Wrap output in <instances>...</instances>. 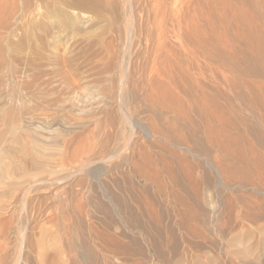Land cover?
<instances>
[{
    "label": "rangeland",
    "instance_id": "obj_1",
    "mask_svg": "<svg viewBox=\"0 0 264 264\" xmlns=\"http://www.w3.org/2000/svg\"><path fill=\"white\" fill-rule=\"evenodd\" d=\"M187 1L0 0V24L5 23L0 26V82H5L0 109L6 106L0 111V264H40L41 259V264H264V59L257 72L223 59L224 54L253 59L257 49L264 51V3L191 0V77L184 75L180 49L156 78L154 52L162 42L157 28L165 26L166 17L182 15ZM156 20L164 24L157 26ZM60 68L72 88L62 84ZM10 116L16 118L14 126L8 124ZM217 116L220 122L214 123ZM143 130L159 137L146 138ZM9 150L29 155L23 161L27 170L35 156L54 173L35 177L31 183L38 182L25 193V184L13 188L16 166ZM20 153L14 160L22 159ZM106 197L120 206L127 228ZM37 254L44 257L37 260Z\"/></svg>",
    "mask_w": 264,
    "mask_h": 264
},
{
    "label": "bare ground",
    "instance_id": "obj_2",
    "mask_svg": "<svg viewBox=\"0 0 264 264\" xmlns=\"http://www.w3.org/2000/svg\"><path fill=\"white\" fill-rule=\"evenodd\" d=\"M186 2V1H185ZM262 2L264 3V0H262ZM261 2V3H262ZM260 3V4H261ZM178 4V3H177ZM182 5V4H181ZM244 5V4H243ZM264 4H262V6H263ZM185 6V7H184ZM247 6V5H246ZM249 6V5H248ZM158 7V6H157ZM156 7V8H157ZM155 8V9H156ZM177 8H178V6H177ZM180 8H181V6H180ZM183 12L181 13L180 12V14H182V15H180V16H177V17H173L172 16V18H170V19H168V21L166 20L167 19V17H166V19H165V21L167 22H165L166 24H164V21H163V23L162 24H164L165 26L164 27H161L162 29L159 31L158 30V28H160V27H158L157 28V32H159L160 34H158V38L159 39H161L162 40V42L160 43L159 41L160 40H157L159 43H158V47H159V51H157L156 49V51L157 52H159V53H157L156 51L154 52V53H156L158 56H156L155 58L157 59V60H154L155 62H154V71H153V75L156 77V78H158L160 75H161V73H164V71H165V67L168 65L167 63H168V60H171V58L173 59V57H174V59L176 58V57H178L179 56V52H180V49H182L183 51V58H184V65H185V74L184 75H186V77L188 78V79H190V70H191V67L193 66V64H194V58H193V48H194V37H193V27H194V25H193V17H192V9H193V3H192V1L191 0H188L187 1V3H186V5L184 4L183 5ZM181 8V9H182ZM264 9V8H263ZM169 10V9H168ZM180 10V9H179ZM171 11V10H170ZM170 11H169V13H170ZM181 11V10H180ZM158 12H159V10H158ZM157 12V13H158ZM162 12V11H161ZM160 12V13H161ZM174 13H175V11H173ZM253 12V11H252ZM167 13H168V11H167ZM171 13H172V11H171ZM163 14H164V10H163ZM158 15V14H157ZM159 15H162V13L161 14H159ZM167 15V14H166ZM241 15V14H240ZM239 15V16H240ZM169 16V15H168ZM256 16V15H255ZM159 17V16H158ZM162 17V16H161ZM161 17H159V18H161ZM164 17V16H163ZM162 17V18H163ZM244 17V16H243ZM241 18H242V16H241ZM156 19H157V17H156ZM164 19V18H163ZM15 20V19H14ZM240 19H238V21H239ZM82 21V20H81ZM220 21V20H219ZM156 22H157V20H156ZM160 22H157V26H160V24L158 25V23H160ZM4 25H5V23H3ZM3 24H0V26L2 27L3 26ZM156 24V23H155ZM221 25V24H220ZM156 26V27H157ZM163 26V25H162ZM224 26V25H223ZM264 26V25H263ZM5 27V26H4ZM227 27V26H226ZM3 28V27H2ZM5 28H8V27H5ZM12 28V27H11ZM225 28V27H224ZM156 29V28H155ZM6 30V29H5ZM256 30H257V28H256ZM213 32V31H212ZM9 33V32H8ZM202 33V32H201ZM249 33V32H248ZM256 33V32H255ZM157 34V33H156ZM213 34H214V32H213ZM238 34H240L241 35V33H238L237 32V34L236 35H238ZM253 35H254V33H252ZM4 35H5V33H4ZM9 35V34H8ZM7 35V36H8ZM11 35V34H10ZM205 35H206V33H205ZM205 35H202L203 37L205 36ZM207 35H209V32L207 33ZM235 35V36H236ZM6 36V37H7ZM55 36H56V34H55ZM210 36V35H209ZM247 36V35H246ZM258 36V35H257ZM5 37V38H6ZM211 37V36H210ZM214 37V36H213ZM237 38H238V36H236ZM10 38V37H9ZM57 38V37H56ZM212 38V37H211ZM248 38H251V40H252V38L253 37H248ZM7 39V38H6ZM5 39V40H6ZM195 39H197V38H195ZM204 39V38H203ZM206 40L208 39V36L205 38ZM205 39L203 40V43L205 42L206 43V41H205ZM213 39V38H212ZM212 39L210 40V41H212ZM247 39V38H246ZM199 40L200 39H198V42H199ZM209 40V39H208ZM214 40V39H213ZM238 40H240L239 38H238ZM254 40H255V38H254ZM8 41V40H7ZM7 41H6V43H7ZM70 41V40H69ZM197 41V40H196ZM201 41V40H200ZM248 41V40H247ZM247 41H246V43H247ZM51 42V41H50ZM197 42V43H198ZM213 42H215V40L213 41ZM224 42V41H223ZM235 42H236V40H235ZM239 41H237V43H238ZM243 42V41H242ZM245 42V41H244ZM5 43V44H6ZM8 43H9V41H8ZM179 44V47H176V44ZM209 43V42H208ZM224 43H226V42H224ZM239 43H241V41L239 42ZM252 43V42H251ZM256 43V42H255ZM200 44V43H199ZM245 44V43H244ZM8 45V44H7ZM10 45V44H9ZM206 45H212V43L210 44H206ZM224 45V44H223ZM223 45H222V47H223ZM253 45H255L254 43H253ZM259 45V44H258ZM1 46V45H0ZM53 46V45H52ZM196 46V45H195ZM225 46H229V45H225ZM249 46V45H248ZM5 46H3V48H4ZM204 47V46H203ZM202 46H201V48H203ZM213 47H214V44H213ZM221 47V48H222ZM242 47L244 48V46L242 45ZM252 47V46H251ZM9 48H10V46H9ZM156 48H157V44H156ZM196 48V47H195ZM199 48V47H198ZM223 48H225V47H223ZM230 48H232V46H230ZM246 48V47H245ZM5 49V48H4ZM51 49V48H50ZM158 49V48H157ZM197 49V48H196ZM205 49V48H204ZM210 49V48H209ZM216 49H217V46H216ZM215 49V50H216ZM226 49H228V48H226ZM233 49V48H232ZM253 49V48H252ZM9 50V49H8ZM200 50V49H199ZM202 50V49H201ZM219 50V49H218ZM224 50V49H223ZM248 50H250V49H248ZM51 51V50H50ZM66 51V50H65ZM212 51V50H211ZM224 51H226V50H224ZM228 51H229V49H228ZM231 51V50H230ZM233 51H234V49H233ZM233 51H231V52H233ZM245 51V50H244ZM253 51V50H252ZM251 51V52H252ZM254 51H255V49H254ZM4 52V51H3ZM203 52V51H202ZM201 52V53H202ZM206 52H208V51H206ZM213 52V51H212ZM227 53V52H226ZM247 53V52H246ZM2 54V53H1ZM199 54V53H198ZM223 54V53H222ZM230 54V53H229ZM247 54H249V53H247ZM246 54V55H247ZM253 54H255V56L253 55V59H250V57H248V55H247V57L249 58V59H246V60H244V58L242 59V58H240V57H234V56H232L231 54L230 55H223V59L226 61V62H235V65L237 64L238 66L239 65H246V69H249V70H251L252 72H257V71H259V69H260V64L262 63V60L264 59V51H262V49H257ZM212 56H213V54H211ZM219 55V54H218ZM221 55V54H220ZM234 55V54H233ZM236 55H238V53L236 54ZM244 55H245V53H244ZM243 55V56H244ZM250 55V54H249ZM55 56H57V55H55ZM59 56V55H58ZM63 56V55H62ZM252 56V55H251ZM55 58V57H54ZM57 58H59V57H57ZM61 58V57H60ZM221 58V57H220ZM3 59H4V57H3ZM178 60V61H177ZM177 60H175V61H177V62H179V58H177ZM264 61V60H263ZM174 62V61H173ZM62 63V62H61ZM60 63V64H61ZM63 64V63H62ZM167 64V65H166ZM175 64V63H174ZM166 65V66H165ZM180 65V64H179ZM200 65V64H199ZM203 66H204V64H202ZM201 65V66H202ZM228 65V64H227ZM178 66V65H177ZM202 66V67H203ZM245 67V66H244ZM1 68V67H0ZM179 68V67H178ZM229 68V67H228ZM196 69H198V68H196ZM195 69V70H196ZM207 69V68H206ZM1 70V69H0ZM153 70V69H152ZM174 70V69H173ZM202 70V69H201ZM203 70L204 71H207V70H205L204 68H203ZM232 70V69H231ZM237 70V69H236ZM180 71H182V70H180ZM184 71V70H183ZM204 71H202V72H204ZM233 71V70H232ZM238 71H239V69H238ZM244 71H246V70H244ZM172 72V71H171ZM178 72V71H177ZM196 72H198V71H196ZM205 73V72H204ZM178 74V73H177ZM206 74L207 73H205V76H206ZM255 74V73H254ZM253 74V75H254ZM1 75V74H0ZM2 75H3V73H2ZM235 75H237V74H235ZM238 75H240V74H238ZM242 75V74H241ZM58 76L62 79V84L64 85V86H66V87H68V88H72L71 87V85L68 83L69 82V80H67L66 79V75H64L63 73H62V70H61V68H60V70H59V72H58ZM153 76V78H155ZM164 76V75H163ZM175 76V75H174ZM179 76V75H178ZM202 76V75H201ZM4 77V76H3ZM172 78H173V76H172ZM204 78V77H203ZM219 78H220V76H219ZM165 79V78H164ZM163 79V80H164ZM179 79V78H178ZM181 79V78H180ZM179 79V80H180ZM205 79V78H204ZM222 79V78H221ZM225 79V78H224ZM157 80V79H156ZM159 80V79H158ZM174 80V79H173ZM177 80V79H176ZM120 81V80H119ZM151 81H153V80H151ZM151 81H149V84H150V82ZM2 82V81H1ZM0 82V83H1ZM59 82H61V81H59ZM175 82V81H174ZM3 84L5 83V82H2ZM153 83V82H152ZM160 83V82H159ZM176 83V82H175ZM190 83V82H189ZM199 83H201V82H198V85H200V87H201V84H199ZM7 84V83H6ZM45 84H47V83H45ZM154 84H156V81H155V83ZM165 84H167V83H165ZM179 84H180V82H179ZM12 85V84H11ZM14 85V84H13ZM12 85V86H13ZM58 85H59V83H58ZM151 85V84H150ZM168 85V84H167ZM167 85H166V88H167ZM176 86L178 85V84H175ZM203 85V84H202ZM224 85V84H223ZM0 86H1V84H0ZM8 86H9V84H8ZM44 86V85H43ZM45 86H47V85H45ZM151 86H154V88L156 89V87H158V86H156L155 87V85H151ZM179 86V85H178ZM177 86V88L179 89V87ZM181 86V85H180ZM207 86V85H206ZM3 87V86H2ZM203 87V86H202ZM205 87V86H204ZM211 87V86H210ZM231 87V86H230ZM229 87V88H230ZM119 88V87H118ZM227 88H228V86H227ZM2 89V88H1ZM19 88H17V90H18ZM161 89V88H160ZM169 89V88H168ZM182 89V88H181ZM195 89H196V87H195ZM213 89V88H212ZM7 90V89H6ZM43 89H41V91H42ZM91 90V89H90ZM157 90V89H156ZM163 89H161V91H162ZM219 91L221 90V89H218ZM217 90V91H218ZM1 91V90H0ZM46 91V90H45ZM154 91V90H153ZM152 91V92H153ZM160 91V90H159ZM160 91V92H161ZM164 91V90H163ZM168 91V90H167ZM196 91V90H195ZM222 91V90H221ZM15 92H16V90H15ZM44 92V91H43ZM87 92H89V91H87ZM87 92H86V94H87ZM156 93H157V91H155ZM166 92V91H165ZM171 92H173V90H171ZM240 92V91H239ZM12 93H14V92H10L9 93V95L10 96H12L11 94ZM18 92H16L14 95H19V94H17ZM73 93V92H72ZM71 93V94H72ZM101 93V92H100ZM163 93V92H162ZM169 93V92H168ZM180 93V92H179ZM186 93V92H185ZM195 93V92H194ZM200 93V92H199ZM215 93H216V91H215ZM222 93V92H221ZM220 93V94H221ZM241 93V92H240ZM0 94H4V93H0ZM21 94H23V93H21ZM36 94H39V93H36ZM35 94V95H36ZM42 94V93H41ZM78 94H80V93H78ZM82 94H83V92H82ZM102 94V93H101ZM170 94V93H169ZM187 94H188V92H187ZM218 94V93H217ZM9 95H8V97H9ZM35 95H33V97L35 96ZM40 95V94H39ZM43 95H44V93H43ZM48 95V94H47ZM88 95V94H87ZM99 95V94H98ZM160 93L158 94V96L160 97ZM163 95H165V93L163 94ZM162 95V96H163ZM170 95H172V94H170ZM221 95H223V94H221ZM91 96H93V95H90L89 97L91 98ZM97 96V95H96ZM157 96V97H158ZM168 96V95H167ZM173 96H174V94H173ZM188 96V95H187ZM202 96V95H201ZM213 96H215V94L213 95ZM218 95H216V97H217ZM254 96V95H253ZM253 96L251 95V97L253 98ZM0 97H1V95H0ZM7 97V98H8ZM22 97V96H21ZM41 97H43V96H41ZM73 97V96H72ZM87 97V96H86ZM99 96H97V98H98ZM148 97V96H147ZM170 97H172V96H170ZM186 97V96H185ZM194 97H196V96H194ZM17 98V97H16ZM34 98H36V97H34ZM38 98H40V96L38 97ZM44 98H48V97H46V94H45V96H44ZM79 98H80V96H79ZM78 98V99H79ZM85 98V97H84ZM88 98V97H87ZM89 98V99H90ZM149 98V97H148ZM151 98V97H150ZM163 98V97H162ZM203 98V97H202ZM215 98V97H214ZM220 98V97H219ZM228 98V97H227ZM22 99V98H21ZM24 99V98H23ZM22 99V100H23ZM41 99H43V98H41ZM167 99H168V97H167ZM170 99H172V98H170ZM189 99V98H188ZM196 99H198V98H196ZM217 99V98H216ZM7 100V99H6ZM21 100V101H22ZM77 101V99H74V101ZM86 99H84V101H85ZM147 100H149L150 101V99H147ZM151 100H152V98H151ZM164 100H165V98H164ZM185 100V99H184ZM205 100V99H204ZM219 100H221V99H219ZM252 100H254V99H252ZM261 99H259V101H260ZM0 101H1V99H0ZM8 101V100H7ZM14 101H15V98H14ZM17 101V100H16ZM18 101H20V100H18ZM20 101V102H21ZM71 101V100H70ZM96 102L98 101V99L97 100H95ZM102 100H100V102H101ZM160 101V100H159ZM173 101V100H172ZM177 101V100H176ZM197 101V100H196ZM203 101V100H202ZM257 101V100H256ZM11 102V101H10ZM19 102V103H20ZM22 102H24V101H22ZM69 102V101H68ZM89 102V101H88ZM100 102H97V103H100ZM154 102V101H153ZM162 102V101H161ZM165 102H167V101H165ZM169 102V101H168ZM167 102V103H168ZM248 102H249V100H248ZM9 103V102H8ZM12 103V102H11ZM70 103V102H69ZM68 103V104H69ZM86 103V102H85ZM97 103H95V105L97 104ZM151 104H152V101L150 102ZM154 103H156V102H154ZM260 103H263V102H260ZM73 104H75L74 102H73ZM72 104V105H73ZM82 104V103H81ZM160 105V103H157V105L155 104V106L157 107V106H159ZM164 104V103H163ZM169 104V103H168ZM174 104V103H173ZM180 104H181V102H180ZM196 104V103H195ZM197 104H199V103H197ZM224 104V103H223ZM257 104H258V102H257ZM264 104V103H263ZM20 105V104H19ZM71 105V106H72ZM83 105V104H82ZM86 105V104H85ZM176 105V104H175ZM175 105H173V106H175ZM178 105V104H177ZM176 105V106H177ZM214 105H215V103H214ZM225 105V104H224ZM258 105H260V104H258ZM4 105H2V107H3ZM74 106H76V105H74ZM78 106V105H77ZM89 106V105H88ZM161 106V105H160ZM171 106V105H170ZM180 105H178V107H179ZM189 106V105H188ZM200 106V105H199ZM218 106V105H217ZM223 106V105H222ZM227 106V105H226ZM261 106H263V105H261ZM2 107H1V109H2ZM6 106H4V108H5ZM185 107V106H184ZM215 107V106H214ZM258 107V106H257ZM83 108H87V107H82V109ZM158 108V107H157ZM160 108H163V107H160ZM160 108H159V110H160ZM176 109H177V107H175ZM230 108V107H229ZM1 109H0V111H1ZM26 109V108H25ZM77 109H79V108H77ZM170 109V108H169ZM171 109H173V108H171ZM179 109V108H178ZM177 109V110H178ZM186 109V108H185ZM188 109V108H187ZM225 109V108H224ZM227 109V108H226ZM32 110V109H31ZM35 110V109H34ZM81 110V109H80ZM87 110H88V108H87ZM123 110V109H122ZM161 110H163V109H161ZM176 110V111H177ZM180 110V109H179ZM184 110V109H183ZM189 110V109H188ZM222 110V109H221ZM229 110V109H228ZM76 111V110H75ZM91 111V110H90ZM174 111V110H173ZM184 111H186V110H184ZM218 111V110H217ZM231 111V110H230ZM33 112V111H32ZM69 112V111H68ZM77 112L79 113L80 111H78L77 110ZM88 112V111H87ZM170 112H172V110L170 111ZM193 112V111H192ZM219 112V111H218ZM77 113V114H78ZM86 113V112H85ZM89 113V112H88ZM88 113H87V116H88ZM177 113H178V111H177ZM189 113V112H188ZM235 113V112H234ZM71 114V113H70ZM77 114L75 115V116H77ZM86 115V114H84L83 112L82 113H80L79 115ZM92 114V113H91ZM173 114V113H172ZM174 114H176V113H174ZM184 114V113H183ZM211 114V113H210ZM236 114V113H235ZM90 115V114H89ZM179 115V114H178ZM177 115V116H178ZM185 115V114H184ZM213 115V114H212ZM26 116V115H25ZM31 116V115H30ZM33 116V115H32ZM83 116V117H84ZM187 116V115H186ZM215 116V115H214ZM219 116H221V115H219ZM80 117V116H79ZM78 117V118H79ZM82 117V116H81ZM185 117V116H184ZM183 117V118H184ZM189 117V116H188ZM187 117V118H188ZM224 117V116H223ZM10 118V120H9V122H8V124H9V126L10 125H12V126H14V124H15V122H16V118L14 117V118H11V116L9 117ZM8 118V119H9ZM26 118H28V117H26ZM77 118V117H76ZM93 118V117H92ZM218 118V116L217 117H214V119H213V117H212V119H213V121H214V123L217 121L216 119ZM222 118V117H221ZM264 118V117H263ZM83 119V118H82ZM185 119V118H184ZM183 119V120H184ZM189 119V118H188ZM220 118H218V120H219ZM34 119H32L31 118V120L30 121H33ZM62 120H63V117H62ZM61 120V121H62ZM77 120V119H76ZM86 120V119H85ZM127 120V119H126ZM190 120V119H189ZM189 120H187V121H189ZM216 120V121H215ZM224 120V119H223ZM51 121V120H50ZM50 121H49V124L51 125V123H52V121H51V123H50ZM65 121V120H64ZM75 121V120H74ZM186 121V122H187ZM211 121V120H210ZM226 120H224V122H225ZM228 121V120H227ZM226 121V122H227ZM44 122V121H43ZM47 122V121H46ZM125 122V121H124ZM184 122H185V120H184ZM220 122V121H219ZM218 121H217V123H219ZM225 122V123H226ZM33 123V122H32ZM48 123V122H47ZM64 123V122H63ZM189 124L191 123V122H188ZM222 123V122H221ZM225 123H222V125H224ZM261 123H263V122H261ZM40 124V123H39ZM62 124V123H61ZM60 124V125H61ZM65 124V123H64ZM187 124V123H186ZM194 124V122H192V125ZM227 124V123H226ZM28 125V124H27ZM53 125V124H52ZM69 125V124H68ZM37 126V125H36ZM39 126V125H38ZM62 126V125H61ZM65 126H67V124L65 125ZM168 126V125H167ZM180 126V125H179ZM209 126V125H208ZM227 126V125H226ZM29 127V126H28ZM52 127V126H51ZM64 127V126H63ZM63 127H61V128H63ZM71 127V126H70ZM75 127H76V125H75ZM135 127H137V126H135ZM172 127V126H171ZM193 127V126H192ZM195 127V126H194ZM40 128H41V126H40ZM40 128H39V130H40ZM45 128H49L48 126H46L45 125ZM139 129H141L140 127H138ZM143 128V127H142ZM168 128H169V126H168ZM209 128V127H208ZM221 128V127H220ZM12 129H14V127H12ZM30 129V128H29ZM37 129V128H36ZM35 129V130H36ZM42 129V128H41ZM44 129V128H43ZM42 129V130H43ZM50 129V128H49ZM49 129H44L45 131H49ZM70 129V128H69ZM175 129V128H174ZM210 129V128H209ZM42 130H41V132H42ZM43 130V132H45ZM53 130V129H52ZM63 130H66V129H64L63 128ZM144 130H146V129H144ZM143 130V133H144V135H145V137L146 138H149V139H156V138H158V137H155L156 135H153L152 133V135L151 134H149V133H147L146 131H144ZM55 131H56V129H55ZM55 131L53 130V133H55ZM60 131H62V130H60ZM173 131V130H172ZM29 132V131H28ZM34 132V131H33ZM40 132V131H39ZM49 132H51V131H49ZM198 132V131H197ZM206 133H207V131H205ZM246 132V131H245ZM242 133V132H241ZM35 134H37V133H35ZM48 134V133H47ZM62 134V133H61ZM243 134V133H242ZM32 135H33V133H32ZM54 135V134H53ZM52 135V136H53ZM63 135V134H62ZM210 135V134H209ZM225 135V134H224ZM36 136V135H35ZM34 136V137H35ZM50 136V135H49ZM218 136V135H217ZM222 136V135H221ZM227 136V135H226ZM225 136V137H226ZM161 137V136H160ZM219 137V136H218ZM55 138V137H54ZM53 138V139H54ZM58 139V138H57ZM229 139V138H228ZM33 140V139H32ZM54 140H56V138L54 139ZM53 140V141H54ZM222 140H224V139H222ZM36 141V140H35ZM52 141V142H53ZM129 141V140H128ZM221 141V140H220ZM14 142L15 141H13V144H14ZM48 142V141H47ZM230 142V141H229ZM234 142V141H233ZM4 143V142H3ZM6 143V142H5ZM170 143V142H169ZM12 144V143H11ZM35 144V143H34ZM46 145V144H45ZM45 145H44V148H45ZM170 145V144H169ZM220 145V144H219ZM218 145V146H219ZM227 145V144H226ZM232 145L233 144H231V147H232ZM9 146V145H8ZM11 146V145H10ZM15 146H16V144H15ZM23 146V145H22ZM38 146L39 145H37V148H38ZM50 146V145H49ZM212 146V145H211ZM228 146V145H227ZM229 146H230V144H229ZM2 147V146H1ZM19 147V146H18ZM23 147H25V146H23ZM29 147H31V146H29ZM29 147H28V150H29ZM220 147V146H219ZM12 148V147H11ZM15 148V147H14ZM17 148V147H16ZM40 148H42V147H40ZM40 148H38V150H42V149H40ZM47 148V147H46ZM222 148V147H221ZM8 149H10V148H8ZM7 149V150H8ZM19 149V148H18ZM35 149H36V147H35ZM48 149H50V148H47V149H44V150H48ZM15 150V149H14ZM21 150V149H20ZM51 150V149H50ZM226 150V149H225ZM224 150V151H225ZM229 150V149H228ZM2 151V150H1ZM9 151H13V150H9ZM16 151H17V149H16ZM24 152H25V150H23ZM32 151H34L35 152V150H32ZM53 151H55L54 149H53ZM52 151V152H53ZM189 151V150H188ZM222 151H223V149H222ZM3 152H4V154H5V150L3 149ZM14 152V151H13ZM13 152H11V153H13ZM18 152H19V150H18ZM227 152H229L230 153V150L229 151H227ZM1 153V152H0ZM15 153L17 154V152H14V154H13V156L15 155ZM20 153V152H19ZM18 153V154H19ZM22 153V154H21ZM20 154H21V156H22V159H20V160H14L15 159V156H14V158H13V156H11V154H10V159H11V161L14 163V165L13 166H16L14 169L16 170V173L14 174H12V180H13V183H11L13 186V188H14V186H20V184L22 185V184H25L26 185V187L25 188H23L24 189V193L33 185L34 186V184L35 183H37L36 181L35 182H33L34 184H32L31 183V181L35 178V177H37L38 175H43L44 173L46 174H51V172H53V171H51V169H49V168H47L44 164H43V162L41 161V162H39V160H37L36 159V157L35 156H30L31 158H30V160L32 161H30L31 163H32V169L31 170H27L26 168H25V166L23 165V161H26L25 160V158L26 157H28L29 155H27V153H26V155H25V153H23V152H21ZM33 153V152H32ZM37 153H39V154H41V156L43 155V157H45L44 156V152H42V153H44V154H42V153H40V151H37ZM49 153H51V152H49ZM122 153V152H121ZM145 153V152H144ZM7 154H8V152H7ZM17 154V155H18ZM38 154V155H39ZM118 154V153H117ZM146 154V153H145ZM231 154V153H230ZM239 154V153H238ZM237 154V155H238ZM16 155V156H17ZM47 155V154H46ZM49 155V154H48ZM232 155V154H231ZM7 156V155H6ZM37 156V155H36ZM50 156V155H49ZM195 156H197V155H195ZM234 156V155H233ZM240 156V155H239ZM242 156V155H241ZM244 156V155H243ZM0 157H2V155L0 154ZM18 157V156H17ZM47 157V156H46ZM45 157V158H46ZM51 157V156H50ZM49 157V158H50ZM149 157V156H148ZM29 158V157H28ZM39 158V157H38ZM48 158V157H47ZM55 158V157H54ZM110 158V157H109ZM4 159V158H3ZM43 159V158H42ZM102 159V158H101ZM100 158H99V160H101ZM108 159V158H107ZM144 159H147V158H143V160ZM241 159V158H240ZM8 160V159H7ZM98 160V159H97ZM110 160V159H109ZM141 160V159H140ZM139 160V161H140ZM148 160H151L150 159V157L148 158ZM148 160H145V162L146 161H148ZM3 161V160H2ZM6 161V160H5ZM94 162H95V160H93ZM105 161H106V159H105ZM152 161V160H151ZM12 162H10V163H12ZM98 162V161H97ZM141 162V161H140ZM153 162V161H152ZM151 162V163H152ZM12 163V164H13ZM98 163H100V162H98ZM142 163H144V162H142ZM2 164H4V163H2ZM9 164V163H8ZM25 164V163H24ZM1 165V164H0ZM2 167H3V165H1ZM4 166H5V164H4ZM7 166V165H6ZM150 166V165H149ZM8 167H9V165H8ZM134 167H136V166H134ZM140 167H142L141 165H140ZM145 168H143V169H145L146 170V167L147 166H144ZM152 167H154V166H152ZM171 167V166H170ZM211 167V166H210ZM228 167V166H227ZM59 168V167H58ZM61 168V167H60ZM52 169H54V168H52ZM63 169L64 168H62V172H63ZM66 169V168H65ZM141 169V168H140ZM155 169V168H154ZM163 168H161V170H162ZM170 169V168H169ZM217 169V168H216ZM215 169V170H216ZM219 169V168H218ZM228 169H230V168H228ZM227 169V170H228ZM4 170V169H3ZM3 170H1V171H3ZM6 170H7V167H6ZM55 170V172L57 171V169L55 168L54 169ZM235 170H237V169H235ZM14 171V170H13ZM58 171H59V169H58ZM219 171V170H218ZM4 172V171H3ZM65 172V171H64ZM141 172V171H140ZM147 172V171H146ZM221 172V171H220ZM1 173L2 172H0V175H1ZM6 172H4L3 174H2V178L3 179H5L6 178V176L4 175ZM54 173V172H53ZM56 173H60V172H56ZM55 173V174H56ZM169 173V172H168ZM217 173V175H218V179H219V182H218V186H220V185H222V180H221V177H220V175L218 174V172H216ZM237 173V172H236ZM154 174H155V172H154ZM174 174V173H173ZM8 175L10 176V174H9V172H8ZM41 175V176H42ZM52 175H54V174H52ZM58 175V174H57ZM40 176V177H41ZM47 176V175H46ZM45 176V177H46ZM143 176H145V175H143ZM147 177V176H146ZM169 177V176H168ZM217 177V176H216ZM145 178V177H144ZM152 178V177H151ZM153 179V178H152ZM186 179V178H185ZM11 180V179H10ZM41 180V179H40ZM149 180V179H148ZM217 180V179H216ZM9 181V180H8ZM49 181V180H48ZM153 181V180H152ZM5 182V181H4ZM7 182V181H6ZM40 182V181H39ZM43 182H44V180H43ZM57 182H59V181H57ZM60 182H61V180H60ZM168 182V181H167ZM171 182V181H170ZM175 182V181H174ZM190 182V181H189ZM226 182V181H225ZM46 183V182H45ZM2 184V183H1ZM6 184V183H5ZM8 185H9V183H7ZM6 184V185H7ZM54 184V183H53ZM56 184V183H55ZM175 184V183H174ZM181 184V183H180ZM192 184V183H191ZM5 185V186H6ZM42 185V184H41ZM184 185V184H183ZM39 187V186H38ZM11 188V187H10ZM20 188V187H19ZM18 188V189H19ZM15 189H17V188H15ZM14 189V190H15ZM21 189V188H20ZM63 189V188H62ZM31 190V189H30ZM19 191V190H18ZM29 191V190H28ZM9 192V191H8ZM12 192V191H11ZM20 192H23V191H20ZM23 193V194H24ZM206 193H208V192H206ZM6 194V193H5ZM13 194V193H12ZM21 195H22V193H21ZM25 195V194H24ZM72 195V194H71ZM105 195H108V194H105ZM7 196V195H6ZM104 196V195H103ZM122 196V195H121ZM11 198V197H10ZM21 198V197H20ZM107 198V201H108V204H109V206H110V208H111V210L113 211V214L114 215H116V217L118 218V220L120 221V224H123V226L125 227V228H127L128 227V225L126 224V222L124 223V221L123 220H126V218L124 217V215H123V213L120 211V206L117 204H115L113 201H112V199H110V197H106ZM182 198V197H181ZM104 199V198H103ZM122 200V199H121ZM130 200V199H129ZM221 201V200H220ZM212 203V202H211ZM210 203V204H211ZM221 203V202H220ZM208 204V203H207ZM209 204V205H210ZM213 204H215V203H213ZM22 206V205H21ZM75 206H76V204H75ZM106 206V205H105ZM139 206V205H138ZM211 207H213L212 205H210ZM218 206V205H217ZM222 206V205H221ZM188 207V206H187ZM193 207V206H192ZM219 207V206H218ZM21 208V207H20ZM74 208V207H73ZM77 207H75V209H76ZM221 208V207H220ZM211 209V208H210ZM214 209V208H213ZM75 211V210H74ZM77 211V210H76ZM136 211V210H135ZM78 212V211H77ZM186 212V211H185ZM188 212V211H187ZM191 212V211H190ZM188 214V213H187ZM82 215V214H81ZM80 215V216H81ZM193 215V214H192ZM196 214L194 213V216H195ZM68 216V215H67ZM126 216V215H125ZM65 217V216H64ZM149 217V216H148ZM197 217V216H196ZM196 217H194L195 219H196ZM216 217V216H215ZM83 218V217H82ZM150 218V217H149ZM193 218V217H192ZM65 219H67L66 217H65ZM69 219V218H68ZM194 219V220H195ZM151 220V219H150ZM154 220V219H153ZM67 221V220H66ZM108 221V220H107ZM118 221V222H119ZM155 221V220H154ZM158 221V220H157ZM181 221H182V219H181ZM196 221V220H195ZM87 222V221H86ZM90 222V221H89ZM150 222V221H149ZM67 223H68V221H67ZM90 224V223H89ZM70 225H71V221H70ZM69 225V226H70ZM107 225V224H106ZM116 225V224H115ZM68 226V227H69ZM97 226V225H96ZM136 226V225H135ZM80 227V226H79ZM90 227V226H89ZM45 228V227H44ZM64 228H67V227H64ZM80 228H82V227H80ZM94 229H95V226L93 227ZM117 228V227H116ZM114 229V232H115V230L117 231L118 230V228L117 229ZM41 229V228H40ZM42 229H43V227H42ZM46 229V228H45ZM111 229V228H110ZM120 229V228H119ZM106 230V229H105ZM112 230V229H111ZM140 230V229H139ZM48 231V230H47ZM87 231H89V230H87ZM97 231V230H96ZM95 231V232H96ZM108 231V230H107ZM43 232H44V230L42 231V232H40V234H41V236L43 235ZM68 232V231H67ZM66 232V233H67ZM100 232V231H99ZM102 232H103V230H102ZM131 232V231H130ZM137 232V231H136ZM50 233V232H49ZM98 233V232H97ZM138 233V232H137ZM40 234H38V237H39V235ZM45 234V233H44ZM47 234V233H46ZM91 234H92V231H91ZM96 234V233H95ZM100 234V233H99ZM25 235V234H24ZM66 235H69V234H66ZM97 235V234H96ZM140 235V234H139ZM46 236V235H45ZM45 236L43 235L42 237L45 239ZM48 236H50V235H48ZM55 236V235H54ZM116 236V235H115ZM118 236V235H117ZM116 236V237H117ZM37 237V236H36ZM47 237V236H46ZM51 237V236H50ZM53 237V236H52ZM103 237V236H102ZM114 237V236H113ZM41 238V237H40ZM66 238H68V237H66ZM93 238V237H92ZM99 238V237H98ZM108 238V237H107ZM38 239V238H37ZM44 239H43V241H44ZM48 240H49V238H47ZM112 239H114V238H112ZM116 239V238H115ZM26 240V239H25ZM28 240V239H27ZM36 240V239H35ZM40 240V239H39ZM39 240H37V241H39ZM47 240V241H48ZM116 240H118V239H116ZM46 241V240H45ZM45 241H44V243H45ZM53 241H55V240H53ZM57 241V240H56ZM98 241V240H97ZM96 241V243H98ZM105 241V240H104ZM145 241V240H144ZM41 242V241H40ZM49 242H51L50 240H49ZM91 242V241H90ZM123 242V241H122ZM121 242V243H122ZM37 243V242H36ZM47 243V245L49 244L48 242H46ZM51 243H53L54 244V242H51ZM112 243V242H111ZM119 243H120V241H119ZM56 244V243H55ZM129 244V243H128ZM150 244V243H149ZM148 244V245H149ZM37 245V247H38V243L36 244ZM41 245H42V243H41ZM94 245V244H93ZM98 245V244H97ZM96 245V246H97ZM99 245H100V243H99ZM104 245V244H103ZM112 245V244H111ZM109 246V247H112V246ZM120 245V244H119ZM40 246V245H39ZM44 246H46L45 244H44ZM52 246L53 245H51V247H49V245H48V247L49 248H52ZM81 246V245H80ZM102 246V245H101ZM107 246V245H106ZM122 246V245H121ZM22 247V246H21ZM108 247V248H109ZM114 247H116V246H114ZM42 247H38V252L40 253L41 251H42V249H41ZM46 249L47 248V246L46 247H43V249ZM54 248L55 247H53V250H54ZM57 248V247H56ZM98 248V247H97ZM106 248V247H105ZM119 248H121V247H118V249ZM125 248V247H124ZM127 248V247H126ZM58 249V248H57ZM101 249V248H100ZM99 249V250H100ZM112 249H114V248H112ZM111 249V250H112ZM117 249V248H116ZM116 249H114V251L116 250ZM40 250V251H39ZM47 250V249H46ZM56 250V249H55ZM59 250V249H58ZM121 250H123L122 248H121ZM109 251V250H108ZM120 251V250H119ZM119 251L117 252V250H116V252L117 253H119ZM127 251V250H126ZM44 250H43V253L42 254H44ZM49 251L47 250V252L46 253H48ZM50 252H52V249H51V251ZM55 252V251H54ZM111 253H112V251H110ZM116 252H113V253H116ZM121 252H123V251H121ZM127 252H129L130 253V251H127ZM53 253V252H52ZM56 253H60V251L59 252H56ZM42 254H40V256L42 255ZM61 254V253H60ZM109 254V253H108ZM108 254H106V255H108ZM121 254V253H120ZM119 254V255H120ZM38 255V254H37ZM46 255H49V253L48 254H46ZM59 255V254H58ZM118 255V256H119ZM122 255V254H121ZM123 255H124V252H123ZM51 256V255H50ZM61 256H62V254H61ZM109 256H111V255H109ZM117 256V255H116ZM169 256V255H168ZM42 257H44V256H42ZM41 257V258H42ZM114 257V256H113ZM38 258H40L39 257V255H38V257H37V260H39ZM40 258V259H41ZM49 258H51V260L53 259V257L51 256V257H49ZM59 258H60V256H59ZM115 259H116V257H114ZM46 259H47V257H46ZM46 259H44V260H46ZM58 258H57V255H56V260H57ZM60 259H62V258H60ZM59 259V260H60ZM42 260V262H43V259H41ZM41 260H40V264H41ZM118 260V259H117ZM53 261V260H52ZM62 261V260H61ZM60 261V262H61ZM63 261H64V258H63ZM45 262V261H44ZM51 262V261H50ZM57 262V261H56ZM55 262V263H56ZM64 263V262H63ZM86 263V262H85ZM52 264V263H51ZM57 264H59V261L57 262ZM60 264H62V263H60ZM67 264V263H66ZM69 264V263H68Z\"/></svg>",
    "mask_w": 264,
    "mask_h": 264
}]
</instances>
